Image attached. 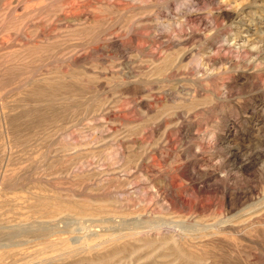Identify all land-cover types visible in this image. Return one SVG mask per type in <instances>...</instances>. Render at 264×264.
Here are the masks:
<instances>
[{
	"label": "rangeland",
	"instance_id": "rangeland-1",
	"mask_svg": "<svg viewBox=\"0 0 264 264\" xmlns=\"http://www.w3.org/2000/svg\"><path fill=\"white\" fill-rule=\"evenodd\" d=\"M0 264H264V0H0Z\"/></svg>",
	"mask_w": 264,
	"mask_h": 264
},
{
	"label": "bare ground",
	"instance_id": "bare-ground-1",
	"mask_svg": "<svg viewBox=\"0 0 264 264\" xmlns=\"http://www.w3.org/2000/svg\"><path fill=\"white\" fill-rule=\"evenodd\" d=\"M213 57H214V56H213ZM225 60H226L225 58H221V57H220V58H219V57H218V58L216 57V59H215V58L208 57L205 61H206V62H210V61L213 62V61H214V62L217 63V62H221V61H225ZM227 63H228V62H227ZM204 64H205V63H204ZM209 64H210V63H209ZM224 64H225V63H224ZM217 65H218V64H217ZM213 66H214V65H213ZM215 66H216V64H215ZM224 134H225V133H224ZM238 152H240V151H238ZM231 153H232V152H231ZM233 154H235V153H233ZM236 155L238 156V154H236ZM231 156H232V155H231ZM227 188H228V191H227V192L229 193L231 190L229 189V187H227ZM230 188H231V187H230ZM234 190H235V189H234ZM237 192H238V191H237ZM234 194L237 195L235 192H234ZM116 229H117V228H116ZM212 229H213V228H212ZM112 232H113V231H112ZM220 232H221V231H220ZM217 233H218V232H217ZM139 234H140V233H139ZM137 235H138V234H137ZM209 235H210V234H209ZM207 236H208V235L205 236L206 239H207ZM98 237H99V236H98ZM175 237H176V236H175ZM214 237H215V236H214ZM116 238H117V237H116ZM210 238H211V237H210ZM212 238H213V236H212ZM207 240H208V239H207ZM218 241H219V240H218ZM214 243H215V242H214Z\"/></svg>",
	"mask_w": 264,
	"mask_h": 264
}]
</instances>
